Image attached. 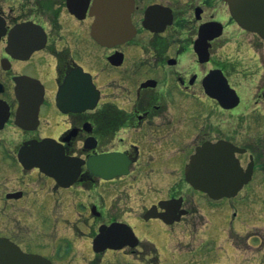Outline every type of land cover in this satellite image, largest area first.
I'll return each mask as SVG.
<instances>
[{
    "label": "flooded vegetation",
    "instance_id": "af4514ba",
    "mask_svg": "<svg viewBox=\"0 0 264 264\" xmlns=\"http://www.w3.org/2000/svg\"><path fill=\"white\" fill-rule=\"evenodd\" d=\"M98 1L0 0V264H264V38L233 0ZM220 142L251 174L215 199L187 171Z\"/></svg>",
    "mask_w": 264,
    "mask_h": 264
},
{
    "label": "water",
    "instance_id": "95a60500",
    "mask_svg": "<svg viewBox=\"0 0 264 264\" xmlns=\"http://www.w3.org/2000/svg\"><path fill=\"white\" fill-rule=\"evenodd\" d=\"M101 0L98 1L97 6H100ZM254 2V1H253ZM248 0H233L232 12L235 14L241 25L252 29L260 33L264 37V0H255L252 9L259 7L262 11V18L257 20L254 26H249L247 20V6ZM261 5V6H260ZM102 20L98 18L94 25V34L97 39L104 37ZM236 96V95H235ZM228 143L220 142L215 144H205L197 150L192 156L189 169L187 171L188 180L191 184H194L197 188L206 191L212 197H223L230 196L242 187L243 183L250 177L251 170L248 173H244L242 168L238 165V160L233 157L234 147H228ZM32 149H36L37 145L33 144ZM35 152V151H34ZM23 163H29L30 165H41L38 161L39 156L37 154H30L28 156H21ZM231 176L234 177V183L231 184ZM226 185V186H223ZM16 252L15 249L12 251ZM7 253L10 254L11 250L8 249ZM23 259L19 258V261H11V264H35L30 261L24 262ZM38 263L42 264L41 260ZM45 264V263H44ZM47 264V263H46Z\"/></svg>",
    "mask_w": 264,
    "mask_h": 264
},
{
    "label": "rangeland",
    "instance_id": "374dc122",
    "mask_svg": "<svg viewBox=\"0 0 264 264\" xmlns=\"http://www.w3.org/2000/svg\"><path fill=\"white\" fill-rule=\"evenodd\" d=\"M206 204V203H204ZM218 225L217 223L212 220L211 223L209 222L206 227H204L203 234L201 237L203 239V250L202 254L199 256V259L205 260V262H213L219 261L222 258L223 254L226 256V248L224 247V235H219L217 232ZM193 254H189V257H192ZM188 258V257H187ZM191 259V258H188Z\"/></svg>",
    "mask_w": 264,
    "mask_h": 264
}]
</instances>
